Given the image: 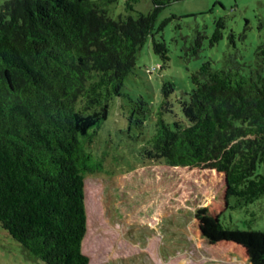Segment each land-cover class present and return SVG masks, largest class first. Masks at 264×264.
I'll return each instance as SVG.
<instances>
[{"label": "trees", "instance_id": "trees-1", "mask_svg": "<svg viewBox=\"0 0 264 264\" xmlns=\"http://www.w3.org/2000/svg\"><path fill=\"white\" fill-rule=\"evenodd\" d=\"M113 2L0 4V226L44 264H89L81 249L87 232L85 174L103 169L102 157L95 159L90 148L92 136L108 118L111 101L120 97L147 38L160 67L168 65L159 32L178 17L157 28L154 23L172 0H152L149 13L117 19L108 15ZM225 19L214 22L209 38L196 32L181 58L198 55L206 38L216 45ZM234 39L229 33L235 53L220 68L205 60L190 73L193 87L186 98H177L184 120H163L171 112L174 87L166 83L154 130L131 139L141 141L138 155L146 161L222 173L224 211H242L248 218L245 230L225 226L220 218L217 228L251 232L254 220L264 219V39L249 62L237 59ZM137 101L127 120L144 128L146 101Z\"/></svg>", "mask_w": 264, "mask_h": 264}, {"label": "rangeland", "instance_id": "rangeland-1", "mask_svg": "<svg viewBox=\"0 0 264 264\" xmlns=\"http://www.w3.org/2000/svg\"><path fill=\"white\" fill-rule=\"evenodd\" d=\"M127 3L132 10H126ZM151 8L152 0H114L108 15L117 19L149 13ZM172 15L178 18L166 22L159 32L169 51L167 67H160L161 59L147 38L120 97L111 101L108 118L92 136L90 148L95 159L102 157L103 169L85 174L87 232L82 252L89 264H264V219L257 217L251 232L217 228L220 218L225 226L245 230L243 220L248 218L242 211H224L222 173L146 161L138 155L141 141L132 140L139 132L146 135L154 130L166 83L174 87L168 96L171 112H164L163 120L168 124L184 120L177 98L187 97L193 87L189 75L202 62L211 60L220 68L227 55H234L229 33H234L240 51L237 59L249 62L264 39V28L259 27L264 24V0H172L159 11L155 28ZM220 17L226 18L223 38L209 46L207 38ZM196 32L207 38L199 54L184 61L183 46L193 41ZM139 98L148 110L144 128L127 120ZM0 264L44 262L29 255L0 226Z\"/></svg>", "mask_w": 264, "mask_h": 264}]
</instances>
